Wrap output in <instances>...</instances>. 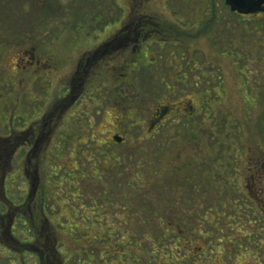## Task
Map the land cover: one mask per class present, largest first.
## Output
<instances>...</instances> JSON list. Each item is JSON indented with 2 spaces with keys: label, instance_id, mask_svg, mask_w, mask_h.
<instances>
[{
  "label": "flooded vegetation",
  "instance_id": "flooded-vegetation-1",
  "mask_svg": "<svg viewBox=\"0 0 264 264\" xmlns=\"http://www.w3.org/2000/svg\"><path fill=\"white\" fill-rule=\"evenodd\" d=\"M12 13L18 27H11ZM256 17L264 20V10L241 13L225 0H0V74L8 90L0 94V138H19L18 151H10L18 160L0 154V169L10 159L20 178L8 183L18 189V203L7 200L19 219L7 229L26 225V208L39 195L29 221L60 232L59 219H66L68 235L84 241L97 223L102 230L93 237L116 239L123 221L138 220L123 189L161 186L183 192L185 201L196 197L198 233L214 255L204 263H263L264 55L236 48L243 42L234 23ZM95 127L102 128L95 148L106 159L96 161L114 166L113 184L99 166L97 179H88ZM42 144L41 156L62 150L73 158L61 182L41 185L38 163L31 166ZM82 155L83 166L76 159ZM125 161L131 166L124 169ZM143 162L164 181H177L139 183ZM128 173L133 182L124 179ZM40 245L35 264H54L49 254L59 249ZM197 253L203 260L205 248ZM252 253L261 256L252 260Z\"/></svg>",
  "mask_w": 264,
  "mask_h": 264
},
{
  "label": "rangeland",
  "instance_id": "rangeland-1",
  "mask_svg": "<svg viewBox=\"0 0 264 264\" xmlns=\"http://www.w3.org/2000/svg\"><path fill=\"white\" fill-rule=\"evenodd\" d=\"M9 19L11 21H9L12 26L11 27H18L19 25V14H15L12 13L9 16ZM259 17L256 18H249V20H244L241 21L240 19H235L234 23H235V30H236V35L238 36V39H242L240 41L243 42V45H240L239 47H236L237 49L243 50L245 49L246 53L250 54L251 56L253 55H259L262 54L264 55V20H259ZM245 26V29L243 32H238L242 30V27ZM244 36V37H243ZM240 37V38H239ZM256 67V63L252 62L251 63V69L252 71L254 70V68ZM252 75V74H251ZM4 82L5 79L1 76L0 74V94L3 95L5 92H8L7 89H4ZM0 95V100L1 98H3V96ZM100 127H95V132L93 133L94 135V140L89 142V146H90V156L88 155L87 157L90 159V169H91V174L90 177L88 178L89 180H96L97 176V170L95 169L97 166H99L98 168L102 170H105L106 173L111 172V180H106V182H114L113 178H114V174L113 171H115L114 166H112L111 170H107V168H109V165L104 164L103 165H98L97 163V159H101L103 156L100 155V152L97 147L95 148V145L98 146L100 141L102 140V138L99 137V133L101 132ZM258 130L255 127L251 126V138L252 139H256L254 136L256 135V137H258V133L255 131ZM19 138H0V154H6L7 156H9V152L11 150H17L18 151V147L19 144L17 143L15 149H13L14 144L16 142H18ZM44 144L40 145L39 151H38V156H41V147H43ZM143 145V148L141 153L146 155V153L149 150V145H147V143L141 144V146ZM252 145V144H251ZM82 145H79V148H81ZM252 148L255 149V147L252 145ZM250 151V155L253 156L255 154L254 150ZM88 150V148L86 149ZM95 150L97 152H95ZM258 149H256L257 151ZM124 151V148H123ZM13 152V153H14ZM87 153V151H85ZM8 153V154H7ZM12 152H10V156L11 158H13L14 160H18V153H16L15 155ZM57 153L56 152V156H53L51 158H46L44 156L39 157L40 161L38 162L36 158H32V164L31 166H35L37 163V166H39V175H40V183L41 185H45V184H50V183H55V182H61L59 180V177H67V175L64 173V171L62 170L63 167H73L75 166L74 160L73 158L70 159V156L66 153H62V150H60ZM260 154V153H259ZM6 156V157H7ZM9 156V157H10ZM5 157V156H4ZM77 157V156H76ZM81 160L79 158H76L79 162L80 165L83 166V162L84 160V156H80ZM83 157V160H82ZM36 159V160H35ZM104 159V158H102ZM72 160V161H71ZM106 160V159H104ZM3 161V160H2ZM83 161V162H82ZM146 161V160H144ZM13 161H10V159L5 158V162L2 164L3 166H5V171L3 172L2 169H0V181L2 180H8L11 179V177H15L17 173V170H15V166H11V163ZM1 165V164H0ZM56 165V167H60L61 169L58 171L57 168L55 169V172H58L56 176H53V174L51 175V169L52 167ZM103 166V167H102ZM123 166L124 169L126 168V166H131L129 165V162L125 161L123 162ZM88 167V166H87ZM107 167V168H106ZM141 169V170H140ZM125 170H123L124 172ZM128 171V170H127ZM54 172V170H53ZM129 172V171H128ZM64 173V174H63ZM13 175V176H12ZM131 175L132 173H128V174H124L123 177L125 179L133 182V179H131ZM134 175V174H133ZM103 176V174H102ZM101 176V177H102ZM160 177V178H159ZM157 176L156 174L152 173V165H149V163L147 162H143L142 165L139 166V175L137 178L139 183H144V184H150V183H164V182H176L177 178H170L164 181L163 175ZM31 181V180H30ZM97 182H100L97 181ZM103 182V181H101ZM39 183V184H40ZM7 184V183H6ZM43 187V186H42ZM14 188V186H13ZM12 189H8V187L4 188V187H0V264H35V261L37 262L36 259V251L34 249L35 243L41 244L40 246L42 247V245H47L48 247H53L54 245L59 249L60 253H57L55 255H52L51 253L49 254V259L51 260V262H53L54 264H128L127 262H130L132 258H130V255H132V252H137L138 254L143 252L142 255V262L146 263V264H199V263H203L206 264L204 262H211L212 258H214V255H212L211 253H209L208 250H210V246L205 243L201 242V236L199 235L198 231H199V223L196 220V197H192V200L189 201H185L183 198V192H180L178 190H174L173 189H164L161 186L159 187V189H151L150 191H148L145 188H140L138 189V191H136L135 193L133 191H131L132 189H128L123 191L125 192V194H129L128 198H126V200H123V202L126 203H134L135 206L137 205H141L143 206V208L141 209H149L152 211V216L151 219H146L148 221H151L149 223H137L139 225V228H141L142 231L146 230L147 232L149 231V233H145V237L142 239L139 238H130V233L127 230H129L125 224L121 225L122 230L125 232H123V237L116 238V239H100L97 237H93L94 234H96L97 232H99L102 229H99V225L96 223L94 224L95 226L90 229V235L89 237L86 239V241H84L83 239H77L74 238L72 235H68L67 233V227L63 228V225L67 226V223L63 222L66 219H59V222H61L62 224H60L58 226V228L60 229V232H54L53 229V225L52 223H34L32 221H30V223H26V225L22 224L21 227H14V228H9L7 229V224L9 221H14V215H16V221H18L19 219V215H18V211L16 210L15 212H9L11 210H13L14 206L12 203L9 202H5V208H2L1 205V199L4 198L1 195L7 194L9 195V191ZM41 190V189H39ZM13 191V190H12ZM44 191V190H42ZM138 192V193H137ZM137 193V195H136ZM145 194V197H142V194ZM13 196H16L17 193H14V191L12 192ZM93 195V194H92ZM39 197V195L37 196V198ZM131 197V198H130ZM36 198V199H37ZM187 198V197H186ZM191 198V197H188ZM263 202H264V195H263ZM35 199V201H36ZM12 200V197H11ZM17 198L14 200L16 202ZM32 205L29 206V208H26L27 213H26V219H29V215L31 214L32 216L35 214V207ZM14 203V202H13ZM18 203V202H17ZM14 203V204H17ZM137 203V205H136ZM238 203V202H237ZM46 204L49 205L48 208L51 205V200L46 199ZM12 205V206H11ZM9 208H11L9 210ZM4 210V211H3ZM50 211V209H49ZM8 212L11 213V215H8ZM243 213V212H242ZM6 215V216H4ZM141 219H139L138 221H140ZM145 220V221H146ZM162 221L161 223H159L158 221ZM248 221V223L250 224L251 227L255 226V222H254V218H248L246 219ZM13 223V222H11ZM17 224V223H16ZM36 224V225H35ZM119 226V223H116ZM136 224V223H135ZM151 224H153L152 226H154V229L152 228ZM167 224H171V231L175 230H181L180 232H176V235L171 236V234L169 233H164V230H168L166 226ZM208 224L207 222L203 223V230H208ZM35 225V226H34ZM137 225V226H138ZM34 226V227H33ZM39 228L41 233V237L40 239H35V241H30V242H26L27 239H25V234L21 233L22 231L26 230L28 231V229H30L31 231H33L34 228ZM164 229H162V228ZM102 228V227H101ZM109 229H112L111 227H109ZM108 231H111L109 230ZM149 229V230H147ZM170 230V229H169ZM37 231V230H36ZM35 231V232H36ZM97 231V232H96ZM151 231V232H150ZM14 232V235H12L11 233ZM34 232V234H35ZM95 232V233H94ZM194 232V233H192ZM43 233H46L45 236L43 235ZM190 234H192V236H190ZM164 235V237H163ZM180 235V236H179ZM139 236V234H138ZM199 236V237H198ZM162 238L165 239L164 240V245L156 243L157 238ZM167 237V238H166ZM174 238V239H173ZM188 238H191L188 239ZM205 241H210L211 238H207V237H203ZM206 238V239H205ZM188 239V240H187ZM140 241V244H136L137 242ZM152 240V243H151ZM180 241H183L184 243H186V245L191 244L190 249L188 250V258L187 260L184 261H180V259L178 261L180 262H176L175 261V257H177V249H173V251L171 252V250L168 248V246L170 243L173 242V245L176 246V244ZM190 240V241H189ZM54 241V242H53ZM178 241V242H177ZM86 242V243H85ZM87 242L91 243V244H95L96 246H92L90 249H86L87 252V257L86 258H80V260L76 259L72 256V253H74V251H78L75 248L80 247V244H84L86 245ZM202 245L205 248V256L203 255V260H201L200 258L201 255H199L198 252V246ZM264 246V244H263ZM207 249V250H206ZM159 250V252H158ZM147 252V253H146ZM152 252L156 255V261H154L153 257H150V255H153ZM182 250H180V253L182 254ZM252 252V251H251ZM175 254V256H174ZM149 255V256H147ZM154 255V256H155ZM236 255V254H235ZM264 256V251L262 252V254ZM258 253L256 254H250V258L253 260L254 256L259 257L261 256ZM75 256V255H74ZM66 260H65V259ZM178 258V257H177ZM208 258V260L206 261V259ZM64 259V260H63ZM68 259V260H67ZM135 261L136 258L134 259ZM236 260V257H235ZM242 259H238L235 262H237L238 264H240V262H242ZM153 262V263H152ZM264 264V260L262 261ZM135 263V262H133ZM137 264H140V261H137ZM236 264V263H235Z\"/></svg>",
  "mask_w": 264,
  "mask_h": 264
},
{
  "label": "trees",
  "instance_id": "trees-1",
  "mask_svg": "<svg viewBox=\"0 0 264 264\" xmlns=\"http://www.w3.org/2000/svg\"><path fill=\"white\" fill-rule=\"evenodd\" d=\"M13 176V175H12ZM13 183L14 185L16 184V183H20V178L18 177V174L15 176V177H11V179L9 180H4V183L6 184L5 186H4V188H6V187H8V183ZM16 185H18V184H16ZM15 185V186H16ZM9 188V187H8ZM13 191H14V193H18V189L16 188V187H14L13 189H12ZM13 191H9V195L7 196V194H4V195H1V196H3L4 198H2L1 199V205H2V208L4 209L5 208V205H6V203L5 202H8V200L7 199H9V200H11V194H12V192ZM18 195V194H17ZM17 195L16 196H12V198L13 199H16L17 198ZM142 197L144 198L145 197V194L143 193L142 194ZM16 202H17V200H16ZM16 202H14V203H16ZM137 207H138V220L139 219H141L140 221H136V222H124L123 221V224H125V226L129 229V230H127L128 232H126V234L127 233H130V238L132 239V238H139V239H142V238H144L145 237V233H149V231L147 232L146 230H144V231H142L141 230V228H139V223H141V224H144V223H149V222H151V221H148V220H146V219H151V216H152V211L151 210H149V209H141V208H143V206H141V205H137ZM146 220V221H145ZM27 222L28 223H30V221L29 220H27ZM159 223H161L162 221H158ZM136 223V224H135ZM138 223V224H137ZM36 225V224H35ZM34 225V226H35ZM138 225V226H137ZM153 224H151V226H152ZM171 224H167L166 226H168L167 227V229L168 230H164V233H169V234H171V236H173V235H176L177 233L176 232H180L181 230H176V232H175V230H173V231H171V226H170ZM33 226V227H34ZM63 226H65V225H63ZM152 228L154 229V226H152ZM162 228V227H161ZM162 229H164V228H162ZM170 229V230H169ZM37 230V231H36ZM147 230H149V229H147ZM36 231V232H35ZM34 232H35V234H34ZM123 230H122V235H123ZM151 232V231H150ZM26 233H27V236L25 237V239H27L26 240V242L28 241V242H30V241H35V239H40V234L42 233V232H40V230H39V228H37V226H36V228H34L33 229V231H31L30 229H28V231L26 230ZM125 233V232H124ZM192 233H194V232H192ZM45 234L46 233H43V235L45 236ZM138 234H139V236H138ZM173 234V235H172ZM180 236V235H179ZM190 236H192V234H190ZM121 237H123V236H121ZM163 237H164V235H163ZM192 237H194V236H192ZM165 238V237H164ZM167 238V237H166ZM174 239V238H173ZM188 239H190L191 240V238H188ZM187 239V240H188ZM81 240V239H80ZM164 240L165 239H162L161 237L160 238H157V240H156V243H158V246H159V244H161V245H164ZM189 240V241H190ZM139 241V240H138ZM166 241V240H165ZM36 242V241H35ZM178 242V241H177ZM151 243H152V240H151ZM38 243H35V245H37ZM136 244H140V241L139 242H137ZM43 247H44V245H42ZM82 246H83V244L81 243L80 244V247H78V248H75V249H77L78 251H74V253H72V256L76 259V261H77V259L78 260H80V258L82 259H84V258H86L87 257V252H86V250H84L83 248H82ZM166 246H168V248L171 250V252L173 251V249H177V257H175V261L176 262H180V261H184V260H187V258H188V250L190 249V247H191V244H189L188 243V245H186V243H184L183 241H180L179 240V242L176 244V246L175 245H173V242L172 243H170L169 245H166ZM180 250H182L183 252H182V254L180 253ZM158 252H159V250H158ZM147 253V252H146ZM140 254H143V252H141V253H139L138 254V252H137V249H136V252H132V255H130V254H128L129 256H130V258H132L131 259V261L130 262H127L128 264H137V261L139 262L140 261V264H146V263H143L142 261V255H140ZM152 254L153 255H150V257H153L154 259V261H156L157 259L155 258L156 257V255L152 252ZM75 255V256H74ZM155 255V256H154ZM147 256H149V255H147ZM174 256H175V254H174ZM136 258V260L137 261H135L134 259ZM180 259V261H178ZM133 262H135V263H133ZM153 263V262H152ZM178 264H181V263H178Z\"/></svg>",
  "mask_w": 264,
  "mask_h": 264
},
{
  "label": "water",
  "instance_id": "water-1",
  "mask_svg": "<svg viewBox=\"0 0 264 264\" xmlns=\"http://www.w3.org/2000/svg\"><path fill=\"white\" fill-rule=\"evenodd\" d=\"M232 10L254 13L264 10V0H225Z\"/></svg>",
  "mask_w": 264,
  "mask_h": 264
}]
</instances>
